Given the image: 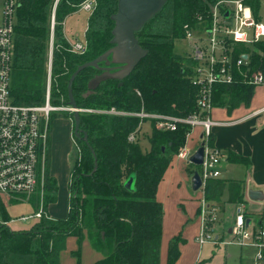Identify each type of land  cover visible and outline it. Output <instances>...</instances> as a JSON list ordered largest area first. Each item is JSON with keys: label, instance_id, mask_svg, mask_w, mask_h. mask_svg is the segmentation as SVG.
<instances>
[{"label": "trees", "instance_id": "1", "mask_svg": "<svg viewBox=\"0 0 264 264\" xmlns=\"http://www.w3.org/2000/svg\"><path fill=\"white\" fill-rule=\"evenodd\" d=\"M56 1L18 0L11 81L15 103L44 102L50 21ZM84 1L58 0L56 5L58 41L55 39L52 68L55 105H68V84L75 70L112 47L115 22L111 16L118 10V0H96V8L88 18L86 51L77 53L70 49L63 24L67 16L80 10ZM218 1L169 0L136 34L148 54L129 76L123 80H106L90 91L89 81L102 71L88 67L77 75L73 82L77 106L95 110L115 107L132 112L144 108L147 112L179 116L197 112L199 90L190 79L195 62L176 51V42L184 36L183 25L195 21L196 12H203ZM247 3L259 20L261 1L247 0ZM242 53L249 55V65L244 70L264 68V40L250 46L237 44L235 59ZM255 88L236 73L232 83L214 85L213 105L230 111L241 105L249 106ZM72 116L75 125L74 112ZM140 122L136 116L80 112V129L87 133L88 142L75 136L80 158L73 170L74 181L69 184L70 211L57 220L42 218L29 229L0 224V264H61V252L69 237H76L78 247L73 255L77 264H83L80 256L86 238L94 250L103 254L91 264H160L164 210L157 199V190L174 156L185 146L191 127L180 125L175 131H163L152 125L153 131L148 136L150 146L144 150L140 139L129 140ZM209 144L214 145L213 134ZM92 149L98 160L93 174ZM190 164L195 167L192 174L201 172V166ZM131 176H135L134 190L125 186ZM51 187L57 188L55 184ZM226 191V202H245L244 182L223 178L206 180L204 199L216 205ZM50 198L47 197V205L56 201L54 196L51 201ZM0 217L3 220L13 217L1 196ZM182 239L178 235L170 240L167 264H176L180 258Z\"/></svg>", "mask_w": 264, "mask_h": 264}, {"label": "built area", "instance_id": "2", "mask_svg": "<svg viewBox=\"0 0 264 264\" xmlns=\"http://www.w3.org/2000/svg\"><path fill=\"white\" fill-rule=\"evenodd\" d=\"M55 3L51 17V37L48 52V68L46 76L45 99L41 104H19L13 102L11 93L14 30L18 9V0H0V196L8 200L28 202L32 211L10 220L0 217V224L10 226L17 222L34 223L42 218L53 219L46 204V170L52 151L51 118L54 111L67 110L74 112L71 105L55 106L52 103V68L55 49ZM96 8L95 0H86L80 9L90 14ZM228 13V15H227ZM184 36L180 39L188 43L191 50L187 57L195 64L192 66L190 79L198 87V111L186 116L147 112L144 108L132 112L110 109L77 108L79 112H96L110 115L136 116L141 119L136 131L131 133L129 140L137 141L138 133L146 121H150L157 129L175 131L180 125H188L191 131L202 128L201 142H204V162L201 166L202 189L206 180L220 178L221 164L225 152L215 144H209L214 126L221 124L211 117L214 109L212 102L216 83H232L236 73H240L246 82L264 85V68L254 71L244 67L249 65V55L242 53L234 57L237 44L250 46L264 40V23L257 20L247 0H220L203 12H196L195 21L183 25ZM70 43L73 52L84 53L87 41ZM247 56L245 58L244 56ZM141 95L140 92H138ZM201 145V144H200ZM196 151V150H195ZM194 151V152H195ZM185 146L176 155L189 160L194 153ZM35 202V205H34ZM200 215L202 232L198 240L202 243L212 240L211 232L216 230L217 215L220 207L209 204L203 198ZM232 239L230 244L250 245L256 248L253 264L264 263V227L254 228L246 222L244 210L240 205L237 216L231 226ZM218 237L216 238V240Z\"/></svg>", "mask_w": 264, "mask_h": 264}, {"label": "rangeland", "instance_id": "3", "mask_svg": "<svg viewBox=\"0 0 264 264\" xmlns=\"http://www.w3.org/2000/svg\"><path fill=\"white\" fill-rule=\"evenodd\" d=\"M96 1V0H95ZM260 9L258 13L259 20L264 23V0H260ZM97 5V2H96ZM0 4V11H1ZM93 13V12H92ZM91 13V14H92ZM89 12L84 10H79L73 14H70L66 17L63 24L64 37L68 42L75 43L76 41H85V31L88 27V18L91 15ZM51 24V21H50ZM88 29V28H87ZM51 33V30H50ZM51 37V36H50ZM58 41V38L54 36ZM57 46V45H56ZM190 46L188 43L183 40H177L176 42V51L184 56L190 53ZM48 68V61H47ZM55 105V104H54ZM61 107L62 105H55ZM71 111L67 110H57L54 111L51 118V128H52V151L49 163L47 165L46 170V197L45 201L47 203V197L51 198L54 196L56 201L53 203H57L60 195V188L63 180V175L60 172L63 171V168H59V164L57 160L59 157L57 155L58 146L56 147L55 142V134L58 133L59 128H63V131L69 133L70 137H72V143L69 146V153L67 154V162L68 172L66 178L69 184L74 181L73 170L76 166L77 162L80 158V148L79 143L75 140L74 135V119ZM153 131V126L151 122L148 120L143 123L140 132L138 133V138L140 139L141 145L144 150H147L150 146L148 136L151 135ZM194 136V135H193ZM190 139L188 140V147L191 152L195 151L194 146L191 145ZM64 150V149H63ZM57 151V152H56ZM62 152V148H61ZM192 166V165H191ZM191 168L188 160L180 159L174 156L173 161L171 162V166L168 168V171L165 173L162 181V197L164 199L163 204V218L165 220V240H172L174 237L180 235L183 239L180 242V251H183L184 260H189L191 254H197V264L208 263V264H253V261L246 260L240 261V248L238 246H231L230 241L232 239V235L228 232L227 228H224V231L221 229H216L211 232L212 240H206L205 242H200L198 240L199 235L202 232V217L197 214L195 209V201L199 194L201 193L199 190H194L192 187V176L187 171V168ZM193 167V166H192ZM194 168V167H193ZM55 184L57 186L56 189L52 188ZM50 186V187H48ZM71 188L68 185V207L67 213L70 211L71 205ZM180 194L184 195L186 199L185 202L177 199ZM1 198L5 201V205L12 216L18 217L22 214H28L32 211V206L28 202H18L15 200H8L6 197L1 196ZM50 198V201L53 200ZM180 203H184V206ZM49 203L48 205H51ZM67 215V214H66ZM52 216V215H51ZM65 217V216H64ZM64 217H55L52 216L53 219H60ZM219 222V217L217 215V221ZM34 221L30 222H17L13 223L11 226L13 229H29L33 226ZM218 239L216 240V238ZM76 237H69L67 239L66 248L61 252V259L63 260V264H68L70 260L77 261V257L73 255V251L77 250V242L74 240ZM86 238L85 240H87ZM84 240V241H85ZM89 241V240H88ZM84 243V242H83ZM90 244V242H89ZM91 245V244H90ZM166 245V247H165ZM236 245V244H235ZM92 248V246H90ZM164 248H167V243L164 244ZM249 252L250 250L253 252L256 248L254 247H246ZM93 249V248H92ZM245 250V251H246ZM98 252V251H97ZM166 256L167 250L165 249ZM83 254V247L81 251V259ZM254 254V252H253ZM256 254V252H255ZM103 256V254H101ZM165 256V257H166ZM255 258V255H254ZM253 258V259H254ZM201 260V263H200ZM264 264V263H262Z\"/></svg>", "mask_w": 264, "mask_h": 264}, {"label": "crops", "instance_id": "4", "mask_svg": "<svg viewBox=\"0 0 264 264\" xmlns=\"http://www.w3.org/2000/svg\"><path fill=\"white\" fill-rule=\"evenodd\" d=\"M88 28V27H87ZM86 28V31H87ZM85 31V34H86ZM212 119L221 122L213 127L212 132L214 136V144L221 148L225 152V159L221 164L222 175L220 178L227 180H239L244 182V195L245 202L242 204L228 203L226 202L228 192L226 191L222 201L216 205L220 207L218 212L219 222L216 224V229L227 228L228 232L231 230V226L237 216V208L241 205L244 210V215L248 217L250 221L249 225L254 228L264 227V85L256 86L253 98L249 106L241 105L233 110H228L226 107H214L211 112ZM63 128H59L58 133L55 134L56 147L58 148L57 155L59 160V168H63L60 172L63 175V180L60 188L59 200L57 203L49 205V212L55 217H64L67 214L68 207V181L66 178L68 172L67 154L69 153V146L72 143V137L68 135L66 131L61 133ZM194 135V136H193ZM202 138V128L196 127L189 136L191 145H195L194 148L200 146ZM187 140V144H188ZM188 146V145H187ZM62 148V152H61ZM189 148V147H188ZM64 149V150H63ZM190 149V148H189ZM177 157V156H176ZM237 158H244V160H237ZM187 168V171L191 173L194 168ZM171 166V165H170ZM169 166V167H170ZM168 171V169H167ZM166 171V172H167ZM163 181V180H162ZM162 181L159 184L157 190V199L164 204L162 197ZM260 190L262 192V199L254 200L249 196L250 190ZM201 193L195 203V209L197 214L200 215L201 201L204 198L203 189L200 188ZM185 202L183 194L177 198ZM184 206V203H180ZM185 207V206H184ZM165 220L163 218V235L161 243V262L160 264H167L168 247L169 243L165 240ZM72 238V237H71ZM76 241V239L74 238ZM170 242V241H169ZM167 243V248H164V244ZM88 239L83 243L82 263L91 264L102 258L101 253L90 247ZM240 248V261L251 260L253 261L255 255L246 247H253L250 245H235ZM166 247V245H165ZM255 248V247H254ZM165 249L167 250V256ZM246 250V251H245ZM166 256V257H165ZM197 254H191L189 260H184L183 251L181 250V256L177 260L176 264H197ZM201 263V260H200ZM61 264L63 260L61 259ZM68 264H77V261L70 260ZM206 264V263H201ZM208 264V263H207ZM243 264V263H240Z\"/></svg>", "mask_w": 264, "mask_h": 264}, {"label": "water", "instance_id": "5", "mask_svg": "<svg viewBox=\"0 0 264 264\" xmlns=\"http://www.w3.org/2000/svg\"><path fill=\"white\" fill-rule=\"evenodd\" d=\"M168 1L169 0H118V10L111 16V19L115 22L112 31V47L94 60L81 64L69 80L68 105H71L76 109L74 111V135L76 137L88 142L87 133L80 129V112L77 110L78 106L73 93V82L77 75L88 67H95L102 71L89 81L88 88L90 91L98 88V86L106 80H123L129 76L139 62L148 54V50L140 45L136 34L161 12ZM244 57L247 58L246 55ZM101 63H104L105 65L101 66ZM204 145L205 143L202 142L197 150L190 156L188 160L189 163L197 166L203 164L205 152ZM92 152L95 155L93 149ZM97 167L98 160L95 155V166L92 174L96 171ZM134 185L135 176H131L126 181L125 186L129 190H134ZM192 187L194 190H199L202 187V179L199 171H195L192 176ZM249 196L254 200L263 198L260 190H250ZM246 222L247 224L250 223L249 220H246Z\"/></svg>", "mask_w": 264, "mask_h": 264}]
</instances>
